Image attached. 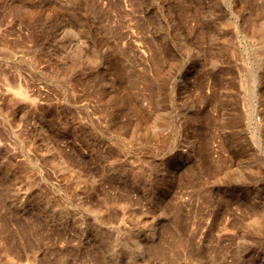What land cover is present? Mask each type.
<instances>
[{
	"label": "rangeland",
	"instance_id": "rangeland-1",
	"mask_svg": "<svg viewBox=\"0 0 264 264\" xmlns=\"http://www.w3.org/2000/svg\"><path fill=\"white\" fill-rule=\"evenodd\" d=\"M98 252L264 264V0H0V264Z\"/></svg>",
	"mask_w": 264,
	"mask_h": 264
},
{
	"label": "bare ground",
	"instance_id": "bare-ground-1",
	"mask_svg": "<svg viewBox=\"0 0 264 264\" xmlns=\"http://www.w3.org/2000/svg\"><path fill=\"white\" fill-rule=\"evenodd\" d=\"M74 15V14H73ZM157 55V54H156ZM159 56V55H158ZM157 56V57H158ZM148 82V81H147ZM148 86V84L146 83L145 84V86ZM126 100V99H125ZM139 101V100H138ZM125 102H127V101H125ZM193 102V101H192ZM136 101H135V103H133V108H134V110H135V112L137 113H140L141 111V109L142 110H144V108L143 107H141V109H140V106H138V103H137V105H136ZM140 105V104H139ZM142 106V105H141ZM137 113V114H138ZM142 113V112H141ZM145 113V112H144ZM142 118H143V116H142ZM127 124V123H126ZM162 125H163V123H162ZM149 126V125H148ZM207 139H209V138H207ZM205 141H206V139H204ZM203 140V141H204ZM200 144V143H199ZM204 144V143H203ZM206 144V143H205ZM200 146H201V144H200ZM206 146V145H205ZM205 146L204 145H202L201 146V148H202V150L203 151H205L206 152V148H205ZM207 147H209V144H208V146ZM127 170V169H126ZM199 180V179H198ZM195 182H197V180L195 181ZM195 182H194V184H195ZM199 182V181H198ZM201 183H200V186H202L203 184H202V181H200ZM199 184V183H198ZM197 184V186H199ZM196 185V184H195ZM196 187V186H195ZM199 188H201V187H199ZM202 189H203V187H202ZM253 189V188H252ZM204 190V189H203ZM253 190H255L256 192H259L260 191V188H259V186H255L254 187V189ZM199 191H201L200 189H199ZM260 194V193H259ZM207 198H208V196H207ZM251 212V214H252V216H253V222L255 223V222H257V223H261V209L259 208V207H253L252 208V211H250ZM263 226V225H262ZM19 232H21V233H19L20 235L18 236L20 239H22L23 241H25V242H27V241H29V245L28 246H30L32 249L35 247V244H34V240L32 241L31 239H32V228H31V226L30 225H27V226H24L21 230H19ZM7 234H8V236H9V238H12V235H13V232H11L9 229H7ZM169 235H170V239H168V242H167V244H166V251H167V253H168V255L169 256H172L174 259L175 258H179V254H180V250H182L184 247L182 246L183 244V239L179 236V235H177V233L176 232H173V233H171V232H169ZM167 241V240H166ZM165 241V242H166ZM138 245H139V247L141 248V245L138 243ZM10 247L11 248H13V250H15L16 249V247H17V243H16V241H15V239H13L12 240V243L10 244ZM29 247V248H30ZM183 247V248H182ZM185 249V248H184ZM186 250H189V251H192L193 249H192V247L189 245V247L187 246V248H186ZM213 250L214 251H216V252H218L219 250H220V248L218 247V246H214L213 247ZM237 257H239V255L236 253L235 254ZM97 257H98V259H99V261L101 262V264H106V262L104 261V258H103V255L100 253V252H98V254H97ZM171 258V257H170ZM172 261H173V259H172ZM175 261V260H174ZM59 264H63L62 262H61V260H58L57 261ZM196 264V263H195Z\"/></svg>",
	"mask_w": 264,
	"mask_h": 264
}]
</instances>
